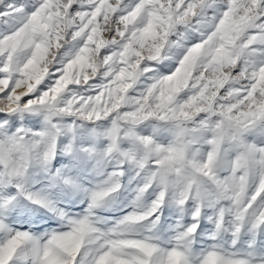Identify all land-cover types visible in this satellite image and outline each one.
I'll return each instance as SVG.
<instances>
[{"label":"snow or ice","instance_id":"1","mask_svg":"<svg viewBox=\"0 0 264 264\" xmlns=\"http://www.w3.org/2000/svg\"><path fill=\"white\" fill-rule=\"evenodd\" d=\"M0 264H264V0H0Z\"/></svg>","mask_w":264,"mask_h":264}]
</instances>
